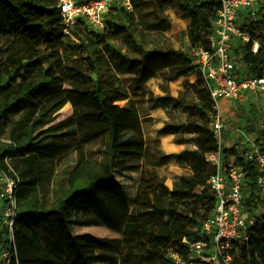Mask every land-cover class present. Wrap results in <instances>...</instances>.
Listing matches in <instances>:
<instances>
[{"label": "trees", "instance_id": "obj_1", "mask_svg": "<svg viewBox=\"0 0 264 264\" xmlns=\"http://www.w3.org/2000/svg\"><path fill=\"white\" fill-rule=\"evenodd\" d=\"M147 1L154 4L156 18L140 25L135 10L147 6ZM111 6L101 31L81 22L65 35L54 0H0V169L8 173L7 160L20 179L15 233L32 232L42 249L54 255L48 261L53 264H174L165 249L157 253L155 248L171 247L185 257L187 242L199 237L213 207L208 180L216 167L206 156L219 146L210 128L212 101L194 58L162 38L171 28L166 10L177 7L210 19L208 26L187 27L192 49L207 43L220 4L218 0H132L131 10L118 3ZM138 27L143 32L138 33ZM245 27L259 40L260 49L253 54L245 46L240 52L250 72L261 76L264 16ZM111 30L125 34L132 53L110 46ZM154 33L155 38L147 41ZM191 75L193 82L187 80ZM146 77H160L166 83L182 79L180 83L192 89L196 97L192 106L160 96L150 98L154 100L150 109L168 111L172 106L189 111L194 121L167 123L160 133L192 134L194 147L152 156L156 167L174 157L183 168L171 188L154 168H146L141 189L130 196L115 173L136 171L149 157L139 99L145 93ZM162 89L168 93L169 86L163 84ZM67 103L71 113L56 121ZM94 141L100 142L99 161L84 154V146ZM256 142L264 150V130ZM70 149L77 155L75 163L49 190L43 182L47 167ZM221 155L243 164L235 146L223 148ZM244 171L251 211L264 204V197L256 185L254 163L247 162ZM86 226H102L120 237L71 231ZM227 254L231 264H264V215L250 227L248 240L234 242ZM10 264H16L13 253Z\"/></svg>", "mask_w": 264, "mask_h": 264}, {"label": "built area", "instance_id": "obj_2", "mask_svg": "<svg viewBox=\"0 0 264 264\" xmlns=\"http://www.w3.org/2000/svg\"><path fill=\"white\" fill-rule=\"evenodd\" d=\"M220 7L212 23L207 43L192 48L198 73L212 101L210 128L219 149L206 156L215 165L216 172L208 180L213 207L204 221L196 240L187 242V255L164 248L174 264H231L227 254L234 242H246L250 227L256 224L246 204L250 187L245 180L244 165L252 161L256 169V185L264 197V150L256 142L264 130V117L255 116L256 123L243 122L239 126L225 124V109L238 97L260 94L264 109V73L250 72V64L240 50L248 46L253 54L260 49V42L245 27L264 16V0H218ZM118 3L132 9V0H54L61 16L64 34L83 22L91 30L101 31L105 26L108 8ZM243 95V96H242ZM244 126L248 128H244ZM238 134L242 146V163L235 157L225 160L221 155L226 132ZM248 130H251L248 132ZM235 146V145H234ZM8 173L0 169V264H10V255L16 247L15 222L17 219L16 196L20 179L5 161Z\"/></svg>", "mask_w": 264, "mask_h": 264}, {"label": "rangeland", "instance_id": "obj_3", "mask_svg": "<svg viewBox=\"0 0 264 264\" xmlns=\"http://www.w3.org/2000/svg\"><path fill=\"white\" fill-rule=\"evenodd\" d=\"M146 3L147 6H142L141 9L135 10L140 25L142 24V20H152L156 18L155 14L157 10L154 4H150V2L148 1ZM112 7L114 6H111L108 12H110ZM166 14L171 21V29L164 35H162V38L168 40L173 47H178L179 49L184 50L195 59L194 51L190 48L185 34L186 29L189 25L208 26L210 23V19H207L205 17L202 18L197 14L185 12L177 7H168L166 10ZM108 16H106V18ZM142 30V27H138L137 31L139 33L143 32ZM111 32V39L108 41L110 46L115 47L116 49L123 52H133L132 48L126 41V36L124 33L116 32L114 30H111ZM150 35L151 34H149V36ZM155 35L156 34L154 33L153 37L147 36V41L151 39L153 40V38H155ZM146 43L148 46L149 42ZM53 74L57 76L59 75V73L57 72H54ZM189 78L190 80H194L193 75L189 76ZM190 80L188 81L190 82ZM163 84H167L169 86L168 93H166L162 89ZM142 89L145 93L142 97H139V99H142L140 105L142 106L140 107V115L142 118V131L146 140L149 157L147 156L144 160L141 161V167L136 171H125L123 173L116 171L115 173L116 178L124 184L127 193L130 196H133L141 189L143 179L145 178L146 168H154L156 172L164 178L165 182L172 181L174 176H176V174L180 173V171L183 170V168L179 166L174 157H169L167 164L156 167L152 164V156L158 158L162 155L177 153L183 149H191L194 147V143L191 140L193 137L192 134L182 133L175 136L173 134L165 135L160 133V129H162L167 123L173 126L187 124L194 121V116L189 111L183 112L181 111V109H179L180 107L173 108L172 106L169 107L170 109L168 111L160 107L155 110L150 109V106L154 102V100L151 101L150 98L160 96H171L172 98H174V100H177L175 102L179 101L184 105L192 106L196 101V97L192 89L189 86H184L177 81L166 83L160 77H146V84L142 87ZM121 104L122 102H119V105ZM262 105V97L260 94L251 93L249 94V96H247V98L238 97L230 102L229 108L225 109L226 117H224V123H231L232 126H239L243 122H250L251 124H255V116L264 117V109ZM144 107H146L147 109ZM71 111L72 108L70 104L67 103L57 113L55 120L59 121L65 119L71 113ZM79 114L80 118L83 120L84 114L82 112H80ZM244 128L248 127L244 126ZM250 131L251 130H248V132ZM231 132L232 131L229 130L228 133ZM177 140H180L181 143H178ZM224 143L225 142H222V148H230L235 145V147H237L240 151L242 150V146H240L241 144L238 143V140L232 141L227 145ZM99 145V141H94L84 146L85 157L90 160L99 161ZM76 156L77 155L74 149H70L68 152L60 156L54 163L50 164L49 167H47L43 182L46 184L49 190L54 188L55 182L63 174V170L75 163ZM152 193L157 194V192L155 191H153ZM250 214L251 217L256 218L263 216L264 204L258 203L251 209ZM91 227L99 226H86L82 227V229H86V231H88V229ZM78 228L79 227H73L71 229L72 233H77ZM105 237L119 238L117 235H106ZM164 248L166 247L156 246L155 250L157 253H160L162 250H164ZM13 254L16 259V264H53L48 261L55 258L54 255L42 249L37 237L27 229H22L18 232V234H16V247L13 251Z\"/></svg>", "mask_w": 264, "mask_h": 264}, {"label": "bare ground", "instance_id": "obj_4", "mask_svg": "<svg viewBox=\"0 0 264 264\" xmlns=\"http://www.w3.org/2000/svg\"><path fill=\"white\" fill-rule=\"evenodd\" d=\"M86 232H90V234L94 235V236H98V237H105L106 235L107 236H118L120 237L119 234L105 228V227H102V226H99V227H91L88 229V231H86V229H82V227H79L78 228V231L77 233L78 234H81V233H86Z\"/></svg>", "mask_w": 264, "mask_h": 264}, {"label": "crops", "instance_id": "obj_5", "mask_svg": "<svg viewBox=\"0 0 264 264\" xmlns=\"http://www.w3.org/2000/svg\"><path fill=\"white\" fill-rule=\"evenodd\" d=\"M171 29V28H170ZM175 48H178V47H175ZM187 79L188 80H190V78L189 77H187ZM181 80L182 79H178V80H176L177 82H181ZM194 80H190V82H193ZM159 107H157V108H154V109H151V110H155V109H158ZM160 108H162V107H160ZM163 109H165V108H163ZM166 135V134H165ZM168 135V134H167ZM172 135V134H171ZM236 140H241V138L238 136V134H235V133H228V132H226L225 133V136H224V144H229V143H231L232 141H236ZM183 171L184 170H181L180 171V173H178V174H176V176H174V178H173V180L172 181H169V182H166V184H167V186L169 187V188H171L172 187V184H173V181L181 174V173H183Z\"/></svg>", "mask_w": 264, "mask_h": 264}]
</instances>
